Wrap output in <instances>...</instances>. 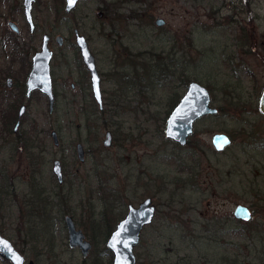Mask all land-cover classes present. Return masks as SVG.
<instances>
[{
	"label": "rangeland",
	"instance_id": "obj_1",
	"mask_svg": "<svg viewBox=\"0 0 264 264\" xmlns=\"http://www.w3.org/2000/svg\"><path fill=\"white\" fill-rule=\"evenodd\" d=\"M64 7L65 0H36L32 33L23 0H0V40L6 41L0 71L12 68L24 81L26 60L41 49L43 34L52 37L55 113L36 93L25 127L40 131L46 119L60 138L59 146L47 141L51 154L34 148L12 159V138L0 139V233L26 264H112L111 232L128 205L151 197L157 213L135 247L136 264H264V114L259 98L247 101L246 94L253 84L264 89V0H87L71 14ZM158 18L166 24L157 26ZM75 29L96 55L103 112L81 110L84 93L71 89ZM225 55L253 72L236 85L244 98L225 88L235 86ZM165 58L171 66L163 73ZM192 80L210 89L219 111L196 121L190 143L181 147L164 129ZM5 97L7 104L26 101L21 92L2 93L1 107ZM107 130L114 133L110 147L103 144ZM216 133L232 138L222 152L212 143ZM79 142L85 161L77 156ZM55 159L63 163L62 184L52 171ZM238 204L251 208L253 220L234 217ZM67 216L92 243L87 256L70 246ZM0 264H8L1 255Z\"/></svg>",
	"mask_w": 264,
	"mask_h": 264
},
{
	"label": "water",
	"instance_id": "obj_2",
	"mask_svg": "<svg viewBox=\"0 0 264 264\" xmlns=\"http://www.w3.org/2000/svg\"><path fill=\"white\" fill-rule=\"evenodd\" d=\"M85 0H65V11L72 12L79 2ZM35 0H24V12L31 29H34L33 6ZM158 26L166 24L165 19L156 20ZM11 28L19 32L16 23H10ZM76 41L80 48L81 55L87 65L92 81V89L95 98L102 104L101 76L98 72L95 57L92 54L87 39L79 30H76ZM63 37L59 36L61 42ZM49 37L44 36L43 45L40 51L36 52L33 57V68L28 76V92L38 89L49 99L50 111L53 112L55 105V93L53 90V81L51 76L50 61L53 53L48 46ZM211 94L204 85L192 81L186 93L170 113L164 129L165 137L184 147L189 143L194 134L195 122L202 117L215 115L218 109L211 104ZM25 106H22L20 115L24 113ZM260 110L264 114V90L260 100ZM54 143L59 145L57 132H53ZM226 141V142H225ZM212 143L219 152L224 151L232 144V138L226 133H216L212 137ZM104 146L110 147L113 144V135L111 131L106 133L103 141ZM77 156L80 161H85V149L82 143L77 145ZM54 173L59 182L63 181V167L60 160L54 162ZM246 210V213L245 211ZM157 206L151 197L146 198L138 206L128 205V212L121 219L116 228L111 232L107 246L112 251L114 258L112 264H136L137 257L135 247L141 241V234L144 228L150 225L156 216ZM247 215L248 218H245ZM234 217L245 222L251 221L253 212L249 206L238 204L234 210ZM66 225L69 233V244L71 247H79L83 256H87L92 249V243L86 239L84 232L78 229L72 216H67ZM0 254L7 258L12 264H25V256L15 247L10 239L0 233Z\"/></svg>",
	"mask_w": 264,
	"mask_h": 264
},
{
	"label": "flooded vegetation",
	"instance_id": "obj_3",
	"mask_svg": "<svg viewBox=\"0 0 264 264\" xmlns=\"http://www.w3.org/2000/svg\"><path fill=\"white\" fill-rule=\"evenodd\" d=\"M85 1H87V0H85ZM81 2H83V1H81ZM81 2H79V3H81ZM79 3L77 5V7L79 6ZM34 4H35V2H34ZM77 7L72 12H66L65 11L66 14L73 13L77 9ZM33 9H34V6H33ZM64 10H65V7H64ZM23 11H24V0H23ZM32 14H33V10H32ZM102 14H103L102 12H99L98 16L99 17H102ZM0 16H1V14H0ZM24 17H25V20H26L27 25L29 26L30 32L33 33L36 30V24H35V21H34V16H33V22H34V29L33 30L31 29V26H30V24L28 23V21L26 19L25 12H24ZM11 22H14V23L17 24V22H15L14 20H9L8 21L9 28L14 33L20 34L21 33V28L19 27V25L17 24V26L19 27V30L20 31L19 32H16L15 30H13L11 28V25H10ZM76 30H79V29H75L74 30V34H75ZM45 35H48V37H49L48 46H49L50 50L53 53L52 59L50 61L51 76H52V81H53V90H54V93H55V105H54L53 112L50 111L49 99H48V97L44 93H42L38 89L32 90L30 93L28 92V83H27V80H28V76H29V74H30V72H31V70L33 68V57H34L35 53L38 52V51H40L41 49L40 50H37L30 59L28 58L26 60V63H27V66H26V70L27 71L26 72H27V74L25 76L24 81H21L18 77H16V75L13 72V69L12 68L9 69L10 71H0V99H1V94L2 93L6 94V95H10V94H14V92L17 91V92H21L23 94L24 98L27 101V102L26 101H24V102L18 101L15 104H7L8 97H5L3 99L5 101V104L2 105V107L0 105V117H1V121H0V131H1L0 139H3L4 140V143H6L8 141V139L12 138V140L10 142H8V144H11V155L12 156H11L10 159H12V158H19V155L24 150H27V152H28V150L34 149V148H38L39 149V154L42 155V156L43 155H47V154H51V152L49 151V147L47 145V141L49 139H51V138L54 141L53 132L56 131V130L53 129V127L50 124V122H48L45 119L44 120V125H43L44 127L42 129H40V131H36L35 128L30 129V128H26L25 127L26 118H27V115L29 113V109L31 107V101H30V99L36 93L40 94L41 96H43L44 98L47 99L49 115L52 116L55 113L56 103H57V99H58V92H57L56 84H55V76H54V69H53V66H52V61L56 57L57 51L54 49V47L52 45V37H51V35H49L47 33L43 34V36H42L41 48H42V45H43V39H44V36ZM82 35H84V34H82ZM59 36H61V35H57L55 37V41H56V43L58 44V46L60 48H63L64 47L63 46L64 45V37L61 36V37H63V39L61 40V42H59L58 41V37ZM86 39H87V37H86ZM5 42H6L5 39H3V40L1 39L0 40V53H2V55H3V52H4L3 51V49H4L3 46H5ZM87 42H88V45H89L88 39H87ZM89 48H90L92 54L95 57V62H96V66H97L96 55L92 51L90 45H89ZM75 49H76V54H77V62L75 63V68L69 74L68 77L70 78V75L73 74V72L76 71L77 78H76V80L74 82H72L70 84L71 89L73 91L79 90V91H81V92L84 93V96L81 99V104H82L81 110H83V111H85V110H87V111L88 110H93V111L94 110H98L100 112H103L105 110V106L107 104V100H106V98L104 96V90L102 88V83H103L102 73L100 72V69L97 66L98 72H99V74L101 76V92H102V100H103L102 101V104H100L98 102V100L95 98L94 94H93L90 71H89L87 65L85 64V62L83 60V57L81 55L80 48H79V46L77 44V41H76V34H75ZM235 58L236 57H234L233 55H225V56H223L221 58L222 62L223 63H226L225 70H227V72L229 73L228 77L231 78V79H233L234 84H235V86H229V85H227V86H225V88L229 92H231L233 94H236L235 96L237 98L238 97L239 98L240 97L241 98H244V95H242L241 93L238 94V90L236 89L237 88L236 85L237 84H241V80H243V77L245 76V74H251L252 75L253 72L250 71V70H248V71L245 70V66L242 67L243 69H240V68H238L236 66V64L234 65V63H236L235 60H234ZM263 61H264V59H263ZM226 74L227 73H225V75ZM192 81H190L189 84ZM195 82H197V81H195ZM189 84H188V86H189ZM205 87L208 88L207 86H205ZM187 89H188V87H187ZM208 90L210 91L209 88H208ZM246 92H247L246 93L247 94V101H249L250 99L257 100V98H259L258 108L260 109V100H261V96H262L263 91L261 92V87H259V84H256V85L253 84L250 87V89L247 90ZM210 94H211V91H210ZM237 98H235V99H237ZM211 100H212L211 104L213 105V97H212V94H211ZM0 102H1V100H0ZM22 106H25V110H24V113L22 115H20V110H21ZM218 111H219V109H218ZM108 131H111V130H107L106 133ZM37 132L41 136V138H39V141H36L35 140V138L37 136V135L35 136V134ZM194 134H195V130H194ZM57 135H58V132H57ZM112 135H113V143H114V133L113 132H112ZM58 138H59V135H58ZM191 138H190V140H191ZM190 140H189V142H190ZM79 143H81V142H79ZM79 143H77V145ZM1 144H3V143H1ZM59 145H60V138H59ZM59 145H55V146H59ZM77 145H76V151H77ZM1 147H2V145H0V148ZM84 149H85V147H84ZM86 155H87V151L85 150V158H86ZM55 160H57V159H55ZM55 160L53 161V166H52L53 173H54V162H55ZM58 160H60V159H58ZM61 164H62V167H63L62 161H61ZM54 175H56V174L54 173ZM57 180H58V178H57ZM58 182H59V180H58ZM63 182H64V171H63V181L62 182H59V183L62 184ZM253 218H254V215H253ZM253 218H252V220H253ZM248 222H250V221H248ZM2 257L4 258V260L8 264H12L7 258H5L4 256H2ZM25 264H26V258H25Z\"/></svg>",
	"mask_w": 264,
	"mask_h": 264
},
{
	"label": "trees",
	"instance_id": "obj_4",
	"mask_svg": "<svg viewBox=\"0 0 264 264\" xmlns=\"http://www.w3.org/2000/svg\"><path fill=\"white\" fill-rule=\"evenodd\" d=\"M170 66L171 65H169V63H167L166 58H165V60L161 59V72H163V73L168 72Z\"/></svg>",
	"mask_w": 264,
	"mask_h": 264
},
{
	"label": "snow or ice",
	"instance_id": "obj_5",
	"mask_svg": "<svg viewBox=\"0 0 264 264\" xmlns=\"http://www.w3.org/2000/svg\"><path fill=\"white\" fill-rule=\"evenodd\" d=\"M70 3H75V0H70ZM226 142V141H225ZM246 213V210H244ZM245 218H248L247 215H245Z\"/></svg>",
	"mask_w": 264,
	"mask_h": 264
}]
</instances>
